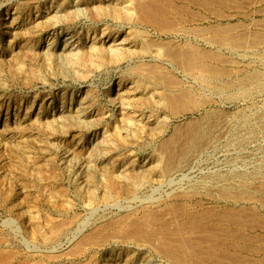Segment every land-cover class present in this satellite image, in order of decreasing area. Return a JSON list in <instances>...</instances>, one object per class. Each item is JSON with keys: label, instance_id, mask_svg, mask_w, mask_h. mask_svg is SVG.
<instances>
[{"label": "rangeland", "instance_id": "rangeland-1", "mask_svg": "<svg viewBox=\"0 0 264 264\" xmlns=\"http://www.w3.org/2000/svg\"><path fill=\"white\" fill-rule=\"evenodd\" d=\"M186 1L0 0V264H264V0Z\"/></svg>", "mask_w": 264, "mask_h": 264}, {"label": "bare ground", "instance_id": "bare-ground-1", "mask_svg": "<svg viewBox=\"0 0 264 264\" xmlns=\"http://www.w3.org/2000/svg\"><path fill=\"white\" fill-rule=\"evenodd\" d=\"M137 1V0H136ZM162 1V0H161ZM164 1V0H163ZM167 1V0H166ZM186 1V0H185ZM188 1V0H187ZM186 1V2H187ZM190 1H194V0H190ZM190 1H188V2H190ZM202 2V3H205L207 0H197V2ZM222 1V0H221ZM224 1V0H223ZM141 3V2H140ZM196 3V2H195ZM195 3H193L194 5H195ZM133 4H135L134 3V1H133ZM142 4H143V2H142ZM188 4V3H187ZM109 5V4H108ZM156 4H154V6L153 5H149V4H147V5H141V7L139 8V10H140V15H141V17H139L140 19L141 18H145V21H146V19L147 20H153V23L155 24V22L157 21V22H159V24H161L162 25V22L161 21H163L162 20V18H161V16L160 15H162V11H161V8H159L158 6H155ZM158 5V4H157ZM192 5V4H191ZM208 5V4H207ZM209 6V5H208ZM109 8V7H108ZM128 10V9H127ZM211 10V9H210ZM184 11V10H183ZM191 11V10H190ZM138 12V11H137ZM186 12V11H185ZM189 12V11H188ZM136 13V12H135ZM92 15V14H91ZM139 15V16H140ZM138 17V16H137ZM130 20V19H129ZM128 20V21H129ZM144 20V19H143ZM155 21V22H154ZM166 21H167V19H166ZM169 21V20H168ZM168 21H167V23H168ZM171 21V20H170ZM148 22V21H147ZM152 22V21H151ZM163 25H166V22H164V24ZM171 26V25H170ZM159 27V26H158ZM178 29V28H177ZM226 29V28H225ZM225 29H220V30H218L216 33H218L219 32V34H223V32L224 31H226ZM229 29V28H228ZM227 29V30H228ZM230 30V29H229ZM229 30H228V32H229ZM222 32V33H221ZM228 34V33H227ZM224 35V34H223ZM233 36V35H232ZM130 37V36H129ZM214 37H216V36H214ZM223 37H225V36H223ZM240 36H238V38H239ZM236 38V37H235ZM113 39V38H112ZM217 39V38H216ZM117 40V39H116ZM212 40V39H211ZM214 40V39H213ZM126 40H121V42L119 43V41H118V43H119V46H121L122 48H123V46H122V42H125ZM219 41H220V39H219ZM223 41V40H222ZM114 42V41H113ZM116 42V41H115ZM242 42V41H241ZM127 43V42H126ZM221 43V42H220ZM235 43H236V41H235ZM239 43V42H238ZM227 44V43H226ZM230 44V43H229ZM233 44V43H232ZM109 45V44H108ZM185 46V45H184ZM163 47V46H162ZM188 47V46H187ZM175 48V49H173L172 48V46H171V48H166V49H164L163 51H162V54H161V56H159V57H161L163 60H165V61H167L168 62V64H170V65H175V66H177L178 68H180V69H182V70H184V71H198V70H205L206 71V69H209V68H211V67H216V65L217 66H219L221 63H222V60H221V58H220V54H218V53H216V52H214V51H212V50H204V49H200V48H198V47H189V48ZM107 48V47H106ZM105 48V49H106ZM164 48V47H163ZM108 50H109V53H112V54H114L115 53V55H117V56H121L122 55V52L120 51V50H114V48L112 49V47H108L107 48ZM117 49H119V48H117ZM121 49V48H120ZM128 49V48H127ZM124 50V49H123ZM131 51V50H130ZM129 53V52H128ZM160 54V53H159ZM164 61V62H165ZM163 63V62H162ZM166 63V62H165ZM164 63V64H165ZM162 67V66H161ZM160 67V68H161ZM147 68V67H146ZM159 67H157L156 66V69H157V71H158V69H160ZM164 68H166V69H168L167 67H165L164 66ZM163 68V69H164ZM149 69H153L154 70V68H149ZM162 69V68H161ZM166 69H164L165 70V72H166ZM214 69V68H213ZM216 69V68H215ZM152 70V71H153ZM160 71V70H159ZM219 71H220V69H219ZM219 71H217V72H219ZM156 72V71H155ZM169 72V71H168ZM207 72V71H206ZM206 72H204V74L206 73ZM213 72V71H212ZM211 72V73H212ZM152 73H154V72H152ZM163 73V72H162ZM161 71L158 73L157 72V75L159 74V76H161ZM215 73V72H214ZM154 74H156V73H154ZM153 75V74H152ZM156 75V76H157ZM163 75V77H164V74H162ZM154 76V75H153ZM160 78V77H159ZM170 78V77H169ZM172 78V77H171ZM168 79V78H167ZM173 79V78H172ZM173 83V82H172ZM172 83H170V84H172ZM121 85V81H118V84H117V86L119 87ZM119 89V88H118ZM177 94V93H176ZM187 94V93H186ZM120 95V94H119ZM175 95H173L172 97H174ZM126 97V96H125ZM168 97V96H167ZM176 97V96H175ZM172 98V99H170L171 97H169V99L168 100H170V103L172 104V105H177V104H180V103H182L184 100H185V97H182V95L181 96H177L176 98ZM124 98V97H123ZM166 99V100H167ZM123 100V99H122ZM185 101H187V99L185 100ZM184 101V102H185ZM189 101V100H188ZM190 102V101H189ZM129 104H130V102H128ZM127 105V104H126ZM187 105V104H186ZM80 111V110H79ZM140 113V112H139ZM81 115V114H80ZM131 115V114H130Z\"/></svg>", "mask_w": 264, "mask_h": 264}]
</instances>
